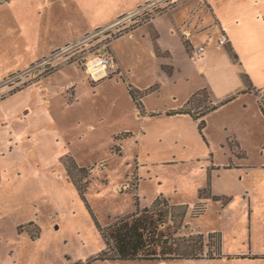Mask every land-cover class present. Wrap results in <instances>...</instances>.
<instances>
[{
	"label": "crops",
	"instance_id": "1",
	"mask_svg": "<svg viewBox=\"0 0 264 264\" xmlns=\"http://www.w3.org/2000/svg\"><path fill=\"white\" fill-rule=\"evenodd\" d=\"M68 1L70 5L67 4L61 11L55 9L61 0H7L0 4V79L17 70L20 62L22 67L29 65L50 56L62 44L65 46L81 40L93 28L100 26L98 18L105 15L107 8H113V13L115 11L112 16L115 22L121 15L149 0ZM247 1L256 10L255 23L247 20V11L245 18H239L243 25H238L240 20L232 19V24L228 26L220 6L213 0H184L178 8L158 15L152 22L136 27L130 34L118 37L112 42V50L118 61V73L114 77L107 76L95 82L78 63V69L86 74L88 82L95 89L94 95L103 85L119 89L126 95L125 101L130 105L126 113L128 117L118 111L119 115H124L122 119L127 123L124 130L130 135L127 136L128 141L123 143L125 148L135 145L137 150H144L148 144L147 156L154 154L157 157L146 160L143 155L140 156V152L137 153L136 165L128 169L135 171L138 178L134 192L118 190L125 181L131 186V172L122 178L108 181L114 193H128L132 199L131 206L129 203L127 208L116 211L114 216L133 213L137 208L136 196L142 208L150 206L160 195L173 204H188L190 207L203 201L207 206L205 212L196 218H191L189 212L187 222L192 230L196 228L206 236L211 232L221 233L223 257L159 262L264 264V258L239 257L264 255V112L257 94V90L264 89V50L258 46L259 39L264 38V5L261 0ZM200 23L205 25L203 30L198 31ZM185 30H189V38L195 49L205 46L199 55L187 49L182 37ZM199 34L204 35L200 40ZM221 34L227 35L229 47L219 43ZM126 39L136 49L131 55L132 59L136 57L142 66L143 61L148 60L145 67L129 68L128 63H123L116 46L122 40L126 44ZM229 48L237 54V60L233 59ZM23 50L27 52L25 55L22 54ZM64 66L57 68L51 75ZM138 74L147 76L146 81H141L142 77H138ZM195 74H199L201 80L198 75L196 80ZM243 74L249 76L248 84ZM48 78L45 76L7 95L0 102L15 100L20 92L28 88L43 89ZM84 79L79 82L78 75L71 77L68 86L62 88L66 91L69 86L73 87L68 102L71 108L83 103L82 97L87 89ZM182 81L185 84L196 81V84L189 94L179 97L175 87ZM129 84L143 91L151 88L142 98L145 113L139 110L133 100ZM165 87L171 90L166 95L167 99L158 106L151 104L150 99L154 96L160 99ZM204 87L211 89L217 101L232 95L235 97L205 116L206 125L201 133L199 121L190 114L168 112L183 108L187 100ZM47 91L55 95L56 90ZM50 103V99H47L46 104ZM103 103L102 100H92L94 107L97 104L102 107ZM109 105L116 109L120 107L117 99H112ZM26 107L29 108L26 113L33 110L30 105ZM96 115L104 120L100 111H96ZM10 121L11 118L6 116L4 122ZM4 127L8 128L9 123L4 124ZM86 129H96L94 121L86 124ZM112 130L110 132L114 133L115 130ZM114 145H117L115 140L110 143L111 155L122 156L124 149L122 155L115 154ZM168 153L172 154L171 159H159L158 155ZM188 159L195 163L192 170L196 172L197 178L200 176L197 181L174 182L162 173L167 163H187ZM64 170L67 173L65 167ZM209 180L214 195L228 198L226 204L213 198H200V190L208 185ZM113 220L110 217L103 225ZM227 234L230 235V242L240 244L241 247L227 250Z\"/></svg>",
	"mask_w": 264,
	"mask_h": 264
},
{
	"label": "rangeland",
	"instance_id": "2",
	"mask_svg": "<svg viewBox=\"0 0 264 264\" xmlns=\"http://www.w3.org/2000/svg\"><path fill=\"white\" fill-rule=\"evenodd\" d=\"M183 1L164 0L161 5H172L170 9L174 10ZM213 1L220 6L228 26L232 24V19L245 18L247 11L249 13L247 20L256 22V10L247 0ZM261 1L264 5V0ZM67 4L70 5L68 0H61L55 9L61 11ZM104 8L106 9L107 5ZM112 13L113 8H107L105 15L98 18L101 24L97 28L111 25L115 20L112 17L115 11ZM200 17L202 18L201 15ZM243 24L240 20L238 25ZM204 25L200 23L197 30H203ZM118 28L122 27L117 26L112 29L114 31ZM203 36L199 34L198 39H202ZM124 41L122 40L116 46L120 58L124 60L123 63H128L129 68L145 67L148 60L145 59L142 66L137 62L136 57L132 59L131 55L136 52V49L132 43H127V39L126 44ZM99 42V39L92 40L87 46L92 48ZM62 45L61 49L64 47V44ZM243 46L247 47L245 44ZM258 46L264 50L263 37L259 39ZM77 48L79 49L53 58L52 63L46 67L38 66L39 60L23 67L20 62L17 70L0 79L1 100L12 94L15 88H24L28 83L29 85L35 83L32 80L40 73L66 65L56 74L48 75L49 78L43 89L28 88L20 92L15 100L7 99L0 102V264H210L190 261L164 263L152 260H121L119 262L95 260L106 247L97 223L106 224L110 217L115 220L116 211L127 208L129 203L131 206L132 200L128 193H114L111 182L109 184L108 181L128 175V172L132 171L128 169L136 165L139 152L140 156L143 155V159L146 160H154L157 157L154 154L147 156L148 144L145 145L144 150H137L138 147L135 145L125 148L123 143L128 141L127 136L130 135L124 130L127 125L122 119L124 115H119L118 111L128 114L130 105L125 101L126 95L119 89H112L105 85L101 86L94 95L95 89L88 82L86 74L78 69V63L64 64L66 57L78 54L82 50L80 46ZM26 53V50L22 51L23 55ZM89 55L88 53L87 57ZM116 70L117 68L113 69L109 76L117 75ZM77 75L79 82H82L83 77L85 78L87 89L82 97L83 103L76 108H71L68 102L71 98L69 93H72L73 87L67 88L66 91L62 88L68 86L69 78ZM197 75L201 80L199 74H195L194 78L197 80ZM138 77H142L143 82L147 79V76L140 74ZM195 84L196 81L190 84L182 81L175 87L176 89H173L178 91L179 97H184L192 91ZM50 85L54 86L49 88ZM48 89L56 90L55 95L52 91L49 93ZM163 89L161 98L154 96L155 98L150 99L151 104L158 106L167 99L166 95L171 90L167 87ZM47 99H50V104H46ZM112 99H117L119 108L109 105ZM92 100H102L104 103L102 107H99V104L94 107ZM26 105H30L33 110L26 113L29 110L25 108ZM96 111H100L104 120L95 116ZM6 116L11 118L10 122H4ZM91 120L96 124V129L87 130L86 124ZM128 121L132 120L128 119ZM8 123L9 127H4V124ZM111 129L115 132L111 133ZM114 140L117 145L113 146V151L115 154L122 155L124 149L122 156L111 155L110 143ZM66 154L72 155L78 163L85 165L81 167L88 168L85 173L88 177L84 179L89 178L90 184H88V193L86 192V201L64 170L62 157ZM158 157L168 160L171 159L172 154L158 155ZM102 161L105 162L104 165H98ZM169 163L163 166L162 173L170 181L194 182L200 177L197 178L196 172L192 170L195 168L193 166L195 163L191 159H188L187 163ZM105 164L107 166L104 168ZM103 168L104 171H101ZM134 172L130 174L131 179L130 176L127 179H130L131 186L123 191L134 192L138 181ZM195 178L197 179L194 180ZM127 183L125 181L123 184ZM193 210L194 207L189 206L188 213H192ZM195 229L193 232L199 233L198 229ZM229 237L230 235L227 234V250L236 249L235 246L241 247L240 244L230 242ZM216 239V237L213 238V242H216Z\"/></svg>",
	"mask_w": 264,
	"mask_h": 264
},
{
	"label": "trees",
	"instance_id": "3",
	"mask_svg": "<svg viewBox=\"0 0 264 264\" xmlns=\"http://www.w3.org/2000/svg\"><path fill=\"white\" fill-rule=\"evenodd\" d=\"M4 1L7 0H0V4ZM182 37L187 49L192 52L193 45L191 41L183 34ZM229 46L228 44L226 45V47ZM228 50L233 59L237 60V54H235L234 50L232 48ZM55 70L53 68L40 73L32 82L39 81ZM243 79L246 84L250 81L247 74H243ZM22 88L17 87L11 93H15ZM128 89L139 110L145 113L142 98L151 88L143 91L129 84ZM257 94H259V90H257ZM234 97L232 95L221 101H217L211 89L204 87L195 92L187 100L183 108L169 111L168 114H190L195 120L199 121V129L203 133L206 125L205 116ZM260 105L264 112V102L260 101ZM230 145L234 147L232 142H230ZM62 163L69 175V179L74 183L80 195L86 201L89 178L84 179L88 177V174H85L88 168L79 166L75 158L69 154L62 157ZM200 198H213L214 200L222 201L223 204H226L228 201L226 197L213 194L210 180L208 185L200 190ZM136 207L133 213L117 217L108 225L103 226L97 223L106 247L95 260L166 261L223 257L221 233L211 232L206 236L201 232H193L190 224L187 222L188 204H173L167 198L160 195L150 206L144 208L140 206L139 199L136 197ZM206 208L205 202L201 201L197 203L194 206L195 211L193 210L190 217H199L205 212ZM215 237L217 238L216 242H213V238ZM239 257L264 258V255H241Z\"/></svg>",
	"mask_w": 264,
	"mask_h": 264
},
{
	"label": "built area",
	"instance_id": "4",
	"mask_svg": "<svg viewBox=\"0 0 264 264\" xmlns=\"http://www.w3.org/2000/svg\"><path fill=\"white\" fill-rule=\"evenodd\" d=\"M164 0H149L144 4L138 6L135 10L121 15L114 23L109 26L99 27L95 29V31L85 35L81 40L73 43H69L65 45L62 49H58L53 52L49 57L43 58L38 61V66H48L52 63V59L60 56L64 53H67L71 50L79 49L77 47H81V51L78 54H72L69 57H66L64 64L71 63H79L82 64L89 74L90 78L93 81H99L112 72L113 69L118 70V61L117 58L111 48L112 42L118 37L124 34H130L132 31L142 25L150 23L154 20L158 15L165 13L172 8V5H161V2ZM124 25V27L122 26ZM121 26L122 28L114 29V27ZM113 28V29H112ZM183 35L187 39L190 40V32L189 30H185ZM104 38H100V37ZM99 39L100 42L97 45L92 46V48H88V43L92 40ZM191 41V40H190ZM192 43V42H191ZM219 43L226 45L228 43V37L225 34H221L219 38ZM84 44V45H83ZM205 50V46L201 45L197 49L194 48L192 52L195 55H199ZM84 55L82 56V54ZM90 54L87 57V54ZM47 69V68H46ZM53 69V68H52ZM57 69V67H55ZM51 70V69H50ZM72 86H69L68 89H71ZM259 99L264 102V89L259 91ZM264 152V149H263ZM98 165H104V163H99ZM130 184H123L119 187L118 190L128 189Z\"/></svg>",
	"mask_w": 264,
	"mask_h": 264
}]
</instances>
